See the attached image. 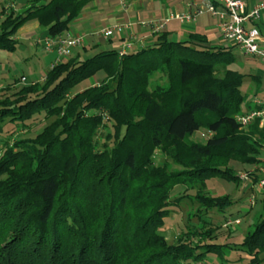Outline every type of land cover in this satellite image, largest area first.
<instances>
[{"label":"trees","instance_id":"16d2710c","mask_svg":"<svg viewBox=\"0 0 264 264\" xmlns=\"http://www.w3.org/2000/svg\"><path fill=\"white\" fill-rule=\"evenodd\" d=\"M89 1L2 6L0 51H16L14 33L32 21L51 38L63 35ZM233 48L210 46L197 34L171 41L163 33L124 56L71 54L41 81L0 87V264H197L207 254L222 258L223 249L241 252L246 264L264 262V215L234 248L212 243L221 224L208 216L232 203L211 195L208 182L239 187L230 162L257 166L264 157L258 120L246 129L235 120L261 106L246 103L241 112L247 75L229 69ZM97 73L101 82L74 91ZM156 74L161 81L149 89ZM249 77L258 89L260 80ZM41 115L52 121L32 137L6 131ZM105 124L110 149L94 140L99 129L108 133ZM199 130L210 134L204 144L191 140ZM155 158L183 169L168 170V161ZM249 176L257 185L258 175ZM176 187L193 194L172 196ZM184 199L197 209L168 243L164 219Z\"/></svg>","mask_w":264,"mask_h":264},{"label":"rangeland","instance_id":"374dc122","mask_svg":"<svg viewBox=\"0 0 264 264\" xmlns=\"http://www.w3.org/2000/svg\"><path fill=\"white\" fill-rule=\"evenodd\" d=\"M11 1L12 0H0V8L2 6H8L12 7L15 11H20L23 4L14 0L13 2ZM93 4H97L99 8H103V6L105 7V5H107L111 11L118 7V3L114 0H96L94 3H90L89 7L95 6ZM113 21L114 19H109L105 15L101 16L99 14H95L92 17L91 22L86 21L85 18L72 21L69 25V32L73 33L74 31L80 30L82 34L86 35L84 37L86 45L87 42H90L91 40L102 44L103 42L106 43V41L100 39V36L92 35V33L116 23ZM32 24V22L26 23L14 33L13 37L17 40L16 51L13 53L0 51V87L8 84L12 85V82L16 80L20 85L24 84L27 81L25 80V82L22 83L19 80L21 77H29L31 80L34 78L33 73L35 71L40 74L42 72L43 74L49 68V65H46L45 52L42 51L40 47L35 49L32 46V39L42 36V30H35L32 28ZM227 45H229V43H227ZM232 52L235 56V63L230 65L229 69H233L245 75L250 73V71L257 69L264 71V64L260 62V59L255 57L249 58V56L245 57V55H243V53L236 47L232 49ZM91 55L93 54H90L89 56ZM82 57H85V55H81V58ZM245 58L252 59V62H245ZM103 77V73H97L94 77L78 84L74 91H80L90 86L93 81L101 82ZM160 81L159 75L156 74L151 79V85L149 89ZM16 87L11 88V92L14 91ZM240 91L245 96L244 103L241 107V112H243L245 110L246 103L252 104L253 99H258L264 102V79H262L261 86L258 89H254V85L251 84L249 76H246L240 86ZM35 118L37 119L27 122L26 124L29 126H25L24 129L21 128V130H19L20 128L18 129L14 125H9L6 128V131L12 133L13 135L32 137L44 125L49 124L52 121V119L46 121L43 119V115ZM105 125L108 127V133L103 129H99L94 140L96 142L97 148L105 146L106 148L110 149L114 143L112 140H106L105 137L112 131L109 124ZM201 135H203V137ZM208 136H210V134L206 130H199L193 134L191 140L199 144H204ZM164 160L168 161L169 163L168 170L181 171L183 169L181 166L173 164L169 158H155L156 163H161ZM229 166H231L237 173L240 182L243 181L241 178H247V180L241 183L239 187H236L233 183H227L219 179L209 181L207 184V190L211 193V195H227L231 199L232 203L228 210L226 209L222 213L211 211L209 212L208 216L210 218V222L213 225L216 223L221 224L219 231L221 234L216 240H212V243L226 244L234 248L242 242L243 236L248 231L252 230V225L256 223L260 215H264V209H262L261 206V201L264 200V189H260L256 184L253 185V181H251L249 176L250 174L258 175V165L253 166L250 164H239L238 162L231 161ZM183 189L184 188L182 187H176L172 193V196L179 197L184 193L193 194V191L187 192L183 191ZM172 209L174 212H171L170 215L164 219V226L161 229L163 236L168 241V243L174 241L176 234L181 228L184 227L186 213L195 212L197 209V204L184 199L176 207V209ZM228 220H238L239 224L233 225L230 228H226L224 227L223 223ZM223 253L224 254L222 258H218L213 254H207V256H205L197 264H246L248 262V259H244V255L236 250L223 249ZM240 258H242V260H240ZM261 264H264V262Z\"/></svg>","mask_w":264,"mask_h":264},{"label":"crops","instance_id":"0c3cea01","mask_svg":"<svg viewBox=\"0 0 264 264\" xmlns=\"http://www.w3.org/2000/svg\"><path fill=\"white\" fill-rule=\"evenodd\" d=\"M14 1L22 3L23 5L26 2V0H14ZM95 1L96 0L89 1L86 4V6L81 10L80 14L74 20H80L82 18H85L86 21L91 22L93 15L99 14L101 16L105 15L109 19L111 18L114 19L113 22L116 23H123V24L131 23L133 24V26L131 27L132 29L130 33H127L124 36H119V37L115 36L112 39H104L101 37L100 39L106 41V43L103 42L101 44L99 42L91 40L90 42H87V45L84 44L85 50L76 49L72 51L73 52L72 54L89 56L90 54H94L102 50L118 51L121 49L123 44L127 42V40H129L128 39L129 34H132L134 36L133 39H131L133 45H132V49L129 52H131L132 50L135 51L137 49H142L153 45L156 42V38L158 34H163V33H165L167 38L171 41H185L187 40L189 35L197 34L205 37L210 46L224 47V48L231 47V45H227V43L221 39L220 33L217 28L218 20L217 18H214L210 14L204 13L196 17L193 21H189L185 23H180L178 20L174 18H170L171 15L192 12L194 11L195 7L201 6L204 3H212L214 0H127L126 10L121 9L119 4H117L118 7L114 8L113 11H111L107 5H105V7L103 6V8H99L97 4H93L95 6L89 7L90 3H94ZM114 1L118 3V0H114ZM242 1L245 2L248 8H250L259 0H242ZM11 2H13V0ZM145 19L146 20L168 19V22L159 33L151 34L147 29H142L137 25L139 21ZM32 23H33L32 28H34L35 30L40 29L36 21H32ZM255 24H257L258 31L260 34V43L264 45V11H262L258 22ZM41 30H42V36L32 39L34 43V44L32 43V46L35 49L37 47H40L37 41H42L46 37H48L46 30L45 29H41ZM64 34H70L73 36H84V37L86 36L85 34H82L80 30L70 33L68 29V31ZM92 35L94 34L92 33ZM44 52H45L44 54L46 55L45 57L46 65H49L48 69H50L51 65L57 59L56 53L54 51H44ZM245 62L250 63L252 62V59L245 58ZM48 69L43 74L42 72L40 74L35 71L33 73L34 78L31 80L29 77H21V78H25L27 83L41 81L45 73L48 71ZM246 75L255 77L258 80H260L259 84L261 86L262 79H264V71L257 69L254 71H250V73H247ZM250 82L252 85L254 84L251 79ZM96 84H98V82L93 81V83H91L90 86ZM254 89H256L255 86Z\"/></svg>","mask_w":264,"mask_h":264},{"label":"built area","instance_id":"2783aa9c","mask_svg":"<svg viewBox=\"0 0 264 264\" xmlns=\"http://www.w3.org/2000/svg\"><path fill=\"white\" fill-rule=\"evenodd\" d=\"M213 3H204L201 6L195 7L194 11L184 14L171 15L170 18L178 20L180 23L193 21L196 17L206 13L210 14L218 20V31L220 37L229 45L236 47L245 56L255 57L260 59L264 64V45L260 43V34L258 29L253 25L258 22L260 14L264 11V0L257 1L252 7L248 8L242 0H214ZM121 9L126 10L127 0H118ZM190 5V4H189ZM168 19L157 20L148 19L142 20L137 25L142 29H147L151 34L159 33L167 24ZM131 23H115L106 26L96 32L94 35L100 36L104 39H111L115 36H124L130 33ZM133 35L129 34L127 42L123 44L118 50L119 56H124L132 49ZM43 51H54L57 59L51 65H55L60 59L67 58L71 55L72 51L83 47L85 44L84 36H73L70 34H63L59 37L51 38L46 37L42 41H37ZM22 83L25 78H21ZM252 103L261 106L258 110H250L235 117L236 123L240 129H246L254 120H258V128L264 130V102L253 99ZM203 137V135H201ZM258 182L257 185L260 189H264V157L261 158L257 166ZM243 181L247 178H241ZM224 227L230 228L233 225H238V220L225 221Z\"/></svg>","mask_w":264,"mask_h":264}]
</instances>
